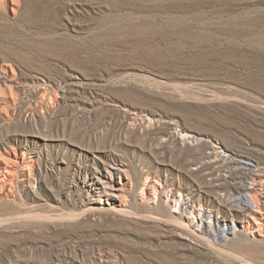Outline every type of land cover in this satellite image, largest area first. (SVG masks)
<instances>
[{
	"label": "rangeland",
	"instance_id": "obj_1",
	"mask_svg": "<svg viewBox=\"0 0 264 264\" xmlns=\"http://www.w3.org/2000/svg\"><path fill=\"white\" fill-rule=\"evenodd\" d=\"M19 5L15 15L0 6V61L16 75L0 73V136L46 135L52 147L34 167L35 193L18 183L0 195V264H264L251 241L221 243L204 233L182 241L184 231L166 221L168 207L135 198L150 169L163 184L171 174L164 169L201 186L217 183L197 165L205 146L177 142L178 131L253 157L264 148V0ZM71 76L83 90L63 93L76 83ZM65 141L121 154L131 184L126 212H81V198L62 189L77 159ZM57 154L66 162L58 171Z\"/></svg>",
	"mask_w": 264,
	"mask_h": 264
},
{
	"label": "bare ground",
	"instance_id": "obj_2",
	"mask_svg": "<svg viewBox=\"0 0 264 264\" xmlns=\"http://www.w3.org/2000/svg\"><path fill=\"white\" fill-rule=\"evenodd\" d=\"M1 3L4 5L6 15H15L20 7L19 0H0V6ZM0 73L10 79L16 76L12 66L3 61H0ZM78 79L77 76L70 77V80L75 82ZM8 89L10 91V88ZM79 89L83 90L82 82L65 84L61 91L66 93ZM107 100L108 98H100L98 102H107ZM80 104L82 109L84 107L88 109L90 106V103L83 101H80ZM0 116L2 117L1 111ZM142 118L147 120V125L152 121L149 117ZM178 132L171 135L173 138L176 137L177 142L196 141L203 144L202 147L205 146L196 164L201 165L202 170H205L202 172L207 176L206 178L217 183L201 186L190 177L185 178L183 175L171 172L170 169H164L171 174L170 182L163 184L158 170L152 172L150 169L144 175L142 191L135 195L136 201L168 207L166 221L169 220L178 229L184 231L178 234L186 243H192V236L200 237L201 233H204L221 243L241 244L244 240L251 241L261 246L264 252V148L254 152L257 155L253 157L242 153L243 151H235L236 149L233 150L208 135L186 130ZM7 133L0 136V195H7L12 190L11 187L14 184L17 186L18 183L27 192L35 193V179L32 178L34 167L40 159L45 165L46 156H51L52 139L46 135L29 139L18 132ZM64 144L66 147L68 145L67 148L74 155H77V159H72L69 182L65 187L62 186V189L64 192L76 193L81 198V212L101 210L126 212L131 184L121 154L106 149L83 150L85 145L79 141L77 143L65 141ZM122 145L118 143L116 148ZM81 155L88 156L85 163L81 162ZM65 163L59 154L51 161L52 167L57 171L61 170ZM44 169L47 174V168ZM158 169L161 171L163 164L158 166ZM41 181L42 178L39 177L37 183Z\"/></svg>",
	"mask_w": 264,
	"mask_h": 264
}]
</instances>
